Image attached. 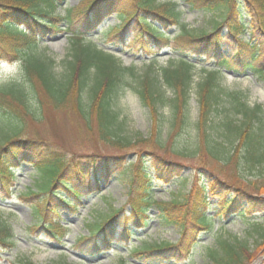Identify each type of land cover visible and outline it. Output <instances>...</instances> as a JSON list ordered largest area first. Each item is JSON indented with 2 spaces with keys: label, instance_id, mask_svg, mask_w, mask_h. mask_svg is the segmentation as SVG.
Segmentation results:
<instances>
[{
  "label": "trees",
  "instance_id": "1",
  "mask_svg": "<svg viewBox=\"0 0 264 264\" xmlns=\"http://www.w3.org/2000/svg\"><path fill=\"white\" fill-rule=\"evenodd\" d=\"M66 1L0 0V61L20 66L18 79L0 85V190L6 199L11 197L10 185L19 168L31 166L37 191L26 189L20 199L39 221L36 228L44 227L60 240L63 229L54 223L60 211L77 214L83 196L100 192L102 184L113 178H124L131 213L121 209L103 217L80 242L94 240L95 253L109 251L117 224H123L121 235L129 241L132 229L144 230L155 210L161 226L177 228L180 239L171 244L141 241L132 256L147 260L159 259L158 254L167 250L176 252L172 260L185 261L201 235L213 232L210 191L219 197L215 216L220 220L236 217L252 223L253 216L264 213V198H260L264 195V107H250L242 93L219 84L223 69L251 72L264 81V0H84L60 16L56 10ZM179 2L190 11L215 15L210 29H190L182 20ZM108 16L116 17L120 26L109 35L103 33L106 42L111 43L109 36L147 58L168 50L178 55L177 61L158 68L152 60L142 76L136 75L134 67H123L81 31H97ZM62 28L73 38L66 71L58 79L52 62L39 55V44ZM173 28L180 33L171 36ZM230 46L235 50L226 55ZM194 58L215 62L196 87V119L190 114ZM130 79L150 115L147 137L123 133L125 123L116 101ZM32 100L55 112L74 113L78 134L94 136L112 155L103 154L95 142V151L71 160L49 142L25 137L26 115L36 114L38 119L40 114L31 108ZM186 170L194 176L186 193L175 194L168 202L154 199V182L187 184L189 177H182ZM46 217L49 223L42 222ZM13 231L0 216V251L13 247ZM263 246L264 240L256 252ZM207 258L208 264H253L256 256L247 244L226 238L208 251Z\"/></svg>",
  "mask_w": 264,
  "mask_h": 264
},
{
  "label": "rangeland",
  "instance_id": "2",
  "mask_svg": "<svg viewBox=\"0 0 264 264\" xmlns=\"http://www.w3.org/2000/svg\"><path fill=\"white\" fill-rule=\"evenodd\" d=\"M83 2L84 0H67V4L62 8H58L56 13L64 16L66 9L77 8ZM173 3H176V1H173ZM178 4L184 10L182 20L190 26V29H210L212 19L216 18L215 15L190 11L183 3L179 2ZM118 26H120V22L116 17L111 16L105 20L100 31L109 35L110 30ZM81 31L88 34L91 30ZM70 33L66 28H62L61 32L48 37L39 44V55L44 60L52 62V73L58 79L63 77L67 62L70 60L69 53L72 39ZM179 33L180 31L177 28L169 31L171 36ZM91 37L94 44L114 55L123 67H134L138 76L144 74L146 66L152 60L156 61L158 68H166L170 62H176V58H178L176 53L168 51L159 52L155 57L147 58L137 53L130 46L118 44L109 36L108 39L111 43L106 42L100 33H95ZM232 50L234 51L235 49L231 46L229 49H226V55H229L230 52L232 53ZM191 63L195 64V68L192 79L190 114L192 119H196L199 112L196 87L203 80L205 73H207L206 71L211 70L215 66V62L202 59L196 60L194 58ZM19 73V63L11 61L1 62L0 85L18 79ZM129 83L130 86L122 90V94H120L119 99L116 101L120 118L125 123L123 133L127 137L132 138L138 136L147 137L151 129L150 115L148 110L142 105L135 90H133L134 80L130 79ZM219 84L226 90L242 93L250 107L256 105L264 107V81L260 80L254 73H241L237 70L230 71L223 69L222 75L219 77ZM166 93L167 95L171 94L170 91H166ZM31 108L35 111L39 109L40 114L38 115V119H36V114H34L35 117L33 115H26V125L23 128L25 137L43 139L49 142L50 145H54L56 149L61 150L71 160L95 151L94 144L96 138L90 134H78L75 126L76 121L79 120L74 113L69 115L60 111L55 112L50 108L42 106L40 100H37V102L32 100ZM165 114L169 115V109H165ZM98 146L103 154L112 155L113 151L109 150L106 146ZM147 165L149 172L153 174L154 170L150 168L148 163ZM36 177V172L32 167L29 165L27 167L23 166L21 171L17 173L16 181L11 187V193L13 194L11 201L5 200L7 195L3 194L0 190V216L9 221V224L13 227L15 236L13 247L2 248L0 251V264H17L22 260H30L34 264H208V251L213 250L217 242L226 238L230 240L236 239L241 243L247 244L249 250L254 252L256 256L253 264H264V246L256 252L258 246L264 240V236L261 237L264 233V213L253 216L252 223L236 217L220 220L215 216V207L219 202V197L213 195L211 191L209 192V213L215 217L216 225L212 233L201 235L192 249L191 256L185 258L187 260H172L171 258L176 252L167 250L158 254L161 257L159 259L152 258L151 260H147L132 256L133 247L139 245L141 241L163 244L179 241L180 235L178 229L161 226L159 219L156 217L155 210L150 213L152 215L151 221L144 230L132 229L131 234L133 236L129 241L121 235L120 230L123 224H117V230L110 236V240L113 242L111 246L112 250L106 251V249L103 250L101 248V251L98 250L95 253L93 248H91L93 247L94 240L80 242L82 240L80 238H88L89 227L115 211L123 209V213H131L130 209L126 207L129 189L128 182L124 178H113L107 183L102 184L100 192L83 196L81 198L82 204L78 208L77 214L73 215L71 211H60L55 218L56 223L62 227L65 237L58 240L49 235L43 227L36 228L39 221H36L26 202L21 200L20 193H25L26 189L31 188L32 191H37L33 184ZM182 177H189V182L185 184L181 180H175L168 186L158 185L154 182V199L158 202H168L173 195L178 193L179 195H183L186 193L191 188L194 176L190 170H186L183 172ZM260 198H264V195H261ZM43 204L44 202L41 203V205ZM122 212H120L118 217L123 216ZM49 219L50 217H46L42 222L49 223ZM78 242L80 243L78 244Z\"/></svg>",
  "mask_w": 264,
  "mask_h": 264
}]
</instances>
